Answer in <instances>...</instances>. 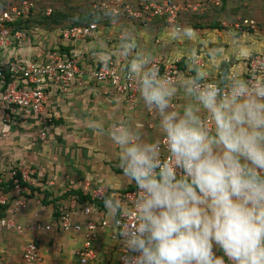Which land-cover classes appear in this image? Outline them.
I'll list each match as a JSON object with an SVG mask.
<instances>
[{
    "label": "clouds",
    "instance_id": "9594fccd",
    "mask_svg": "<svg viewBox=\"0 0 264 264\" xmlns=\"http://www.w3.org/2000/svg\"><path fill=\"white\" fill-rule=\"evenodd\" d=\"M162 32L121 26L113 45L86 46L102 65L124 62L123 77L156 117L154 134L129 114L90 121L121 182L137 189L130 208L102 198L125 253L138 254L125 255L124 264H264V74L210 78L217 64L253 46L240 38L225 49L179 24ZM178 56L188 74L163 75L157 61ZM126 211L135 214L134 227L124 222Z\"/></svg>",
    "mask_w": 264,
    "mask_h": 264
},
{
    "label": "crops",
    "instance_id": "0c3cea01",
    "mask_svg": "<svg viewBox=\"0 0 264 264\" xmlns=\"http://www.w3.org/2000/svg\"><path fill=\"white\" fill-rule=\"evenodd\" d=\"M222 20L225 30L210 28L211 30L203 37L215 41L225 49H230L233 42L239 40L241 36L245 35V39H242L246 44H249L248 38L252 40L256 37L255 31L250 33L246 28L242 32L236 29L229 30L232 35L226 37L228 28L225 26V19ZM155 27L151 32L163 35L164 26ZM196 32L199 34V31ZM100 33L89 43L85 42L82 46L72 48L73 52L79 53L81 67L84 70L90 71L98 63L91 54L92 49L86 46L93 45L96 41L114 44L108 42L104 35L100 36ZM260 44L264 47V43ZM67 45L73 46L74 43H67ZM254 49L253 47L252 51ZM26 51L27 49L24 48L20 52L24 58ZM200 55L201 63H205L207 57L204 48L200 49ZM176 58L182 60L177 77L182 74L187 75L188 69L183 58L179 56ZM248 58L249 54L229 56L226 63L217 64L210 70V78L220 83L225 71L230 75H243L246 73ZM161 59L164 60L163 57ZM55 93L51 94V108L60 112L61 119L54 123L52 129H49L47 139L38 140V135L35 137V134L28 132L34 127L24 122H19L11 128L8 139L0 134V171L4 167L10 168L13 164L10 166L9 162L13 163L14 158L18 157L17 152H21L23 160L20 161H25L28 167L35 169L36 186L40 187L39 191L28 193V207L15 219L19 224L28 225L33 221L50 223L57 216L59 217L62 211H69L74 223L84 225L89 219L96 218V215L87 217L84 214V209L93 203L92 193L96 189L105 188L113 194L136 190L134 183L121 182V169L117 166L115 159L104 154L107 151V145L90 128V121L93 118L112 120L117 116L123 117L129 114L136 121L143 122V130L146 133L157 132L155 114L144 109L138 94L136 102L130 103L125 96L112 92L107 85L96 84L88 78L85 79L83 87L73 84L69 92ZM2 128L0 126V130L4 131ZM30 138H32L31 141H28ZM2 153L6 157H3ZM106 181H111L109 186H106ZM2 190L0 195L5 193ZM98 206L109 224L97 230L99 233L96 243L98 259L92 264H119L122 243L112 239V235L118 234V231L106 214L103 203ZM30 239L32 238L28 234L17 235L0 230V264H23V248ZM36 241L41 253L39 264H80L76 252L84 245L82 233L55 231L38 235Z\"/></svg>",
    "mask_w": 264,
    "mask_h": 264
},
{
    "label": "built area",
    "instance_id": "2783aa9c",
    "mask_svg": "<svg viewBox=\"0 0 264 264\" xmlns=\"http://www.w3.org/2000/svg\"><path fill=\"white\" fill-rule=\"evenodd\" d=\"M165 1H168V4L165 5ZM165 1L154 0L153 2L157 4L150 5L151 8L155 9L154 13L162 14L164 9V12L169 15L164 28L174 24L180 25L177 21L180 13H184L195 6L194 0H192L191 6L190 3L188 4L189 9L181 7L189 0H180L178 4H176V0ZM198 1L201 3L199 5L202 8L201 12L206 11L209 6L220 7L222 4V0ZM33 7V2L27 0L19 6L14 5L8 9H3L0 5V122L8 127V131H1L2 137H8L14 125L24 122L31 125L40 124L39 139L41 141L47 139L49 129H52L54 123L61 119L60 112L51 108V94L54 92H56L55 94L67 93L73 84L83 87L87 78L93 79L97 84H107L113 92L125 96L130 103L136 102L138 89L123 77L122 70L116 62L108 66L100 64L96 69L87 72L81 67L79 53L73 52V50L69 55H64L60 49V44L51 48L47 53L38 55L40 59H26L21 55L17 56L24 49L25 40L29 33L23 30L14 31L7 24L19 18H26L30 15ZM144 11H147V8L144 7ZM195 11L198 13V9ZM50 13L51 10H48L47 14ZM142 14L139 11L133 15L139 17ZM244 26H249L253 30L256 29L253 20H244L236 24L235 28L242 32ZM99 33L100 26L96 23H89L61 29L56 33V36L64 41V43L60 42L61 44L74 43L73 47H77L82 46L88 39H93ZM179 62L180 59L163 61L160 58L157 61V66L160 69V65L164 64V68L160 70L161 73L175 79L178 74L177 65ZM246 68V73L239 76L248 79L254 74H264V57L256 54L248 58ZM163 155L166 158L167 153L165 152ZM35 175V169L28 167L25 161H20L15 164V167L1 169L0 184L11 181L13 190L0 195V211L1 208L6 207L5 213L8 214L0 215V230L17 235L28 234L31 236L32 239L23 248V264H39L41 253L36 241L38 235L55 231L82 233L84 245L76 252V255L80 264H92L98 259L96 243L99 233L97 230L109 224L98 206L103 203L102 198L114 196L125 201L130 208L136 199L137 189L115 194L105 188L96 189L92 193L93 203L84 209V214L87 217L96 215V218L89 219L84 225L74 223L69 211H62L61 215L50 223L33 221L28 225L19 224L15 219L28 207V193L31 192L29 186L36 185ZM19 179H22V182L29 186H23ZM73 208L75 207L73 206ZM123 220L133 227L135 226L134 213L129 215L126 211ZM114 228L118 234H113L112 239L120 242L119 229L115 224ZM125 255L138 254L125 253L123 245H121L119 264H124L123 257Z\"/></svg>",
    "mask_w": 264,
    "mask_h": 264
},
{
    "label": "rangeland",
    "instance_id": "374dc122",
    "mask_svg": "<svg viewBox=\"0 0 264 264\" xmlns=\"http://www.w3.org/2000/svg\"><path fill=\"white\" fill-rule=\"evenodd\" d=\"M153 1L154 0H36L35 3L37 5L38 13L36 17L40 14L42 15L43 12L45 13L48 10H52V15H54L53 12L59 14L60 26L55 28V26H53L54 24H47V28L44 30L41 29V24L33 21V23H31L33 29L30 28L28 37L24 44V48L27 49L25 58L40 59V57L38 58V55L47 53L51 48L58 46L60 42L64 43L63 40L56 36L58 31H60L63 27L79 22L89 21L90 23L98 24L101 32L100 36L104 35L110 43H115L117 41L121 26L148 31L154 30V28H156L155 26L158 25L165 26L169 15L164 12V9L162 14L154 13L155 9L151 8L150 5L157 3ZM164 1L165 0H163V2ZM179 1L180 0H176V4H178ZM193 3L195 6L190 9L188 6L192 5V0L185 2V4L181 6L183 9L187 8L189 10H186L184 13H180L177 21L180 25L190 26L193 30L199 31V34H201L200 36L203 37L204 34L207 35V32L211 30L208 26H206V22L210 23L209 20L206 19L214 17L215 12L213 10H209V14L207 13L209 15L208 16L207 14H204L205 11L201 12L202 8L199 6L201 3L198 0H194ZM164 4H168V1H165ZM144 7L147 8V11H144ZM227 7L228 8L226 10L220 12L222 19H225V26L228 28V31H226L227 33H225L226 37H228V35H232L229 30L233 31L236 29L234 28L235 25L241 23L246 17V19L255 21L256 29L254 34H256V37L252 40L248 38L249 44L255 49L249 54V58L256 54L264 57V47H261L260 44L261 42L264 43V35H262L264 32V0H230L228 1ZM197 9L198 13L203 14V16L198 15L201 16L200 19H197L195 13V10ZM252 10L254 11V15L251 16L248 12L251 13ZM139 11L143 13L142 16L135 17L133 14L138 13ZM108 13H114V16H109ZM33 19H35V17H33ZM234 19L236 20V23H233ZM92 20H94V22H91ZM201 22L204 28L197 29V24H201ZM237 30L238 29H236V31ZM241 38L245 39V35L241 36ZM159 42L160 41L158 40L157 43ZM99 84L102 85L104 83ZM31 127L33 126L31 125ZM28 132L35 134V137L36 135H38V138L40 136L36 127L29 129ZM10 134L11 132L5 139L10 138ZM29 136L30 135H28V137ZM31 139L32 138L28 141H31ZM19 140H21L20 137ZM2 156L6 157L3 153ZM17 156V158H14L15 160H13V163L9 162L10 166L13 164L12 166L15 167V163L23 160L21 152H17Z\"/></svg>",
    "mask_w": 264,
    "mask_h": 264
},
{
    "label": "trees",
    "instance_id": "16d2710c",
    "mask_svg": "<svg viewBox=\"0 0 264 264\" xmlns=\"http://www.w3.org/2000/svg\"><path fill=\"white\" fill-rule=\"evenodd\" d=\"M23 1H25V0H0V5H1V7L3 9H8L11 6H14V5H16V6L21 5V3ZM27 1H29V2L31 1L34 4L33 10L31 11L30 15H28L26 18H19L16 21L7 24L8 26H11L14 31L23 30V31H26V32L29 33L30 28L33 29L32 24H31V23H33V21L37 22L38 24H41L40 27H41V29H44V30H45V28H47L46 27L47 24H51V25L54 24L53 26H55V28H58L60 26V17L58 16L59 14H56V12L55 13L53 12L54 15H52V13L47 14V12H45V13L43 12L42 15L40 14V15H38V17H36V15L38 14L37 13V5L35 3L36 0L35 1L27 0ZM228 1H230V0H222V4H221L220 7L209 6V7L206 8V11L204 12V14H207V13L209 14V12H208L209 10H213L215 12L214 17L206 19V20H209V22H210V23L206 22V26H208V28H212V29L217 28L218 30H225V28H224V26L222 24L223 20H222V17L220 15V12L223 11V10H226L228 8L227 7ZM248 13L251 16L254 15V11L253 10L251 11V13L250 12H248ZM248 13H247V15H248ZM198 15H202L203 16V14H201V13H196L197 19L201 18V16H198ZM33 17H35V19H33ZM246 18L245 19L243 18V19L244 20H249V19H246ZM233 21H234L233 23H236L235 19ZM91 22H94V20H92ZM230 22L232 23L231 20H230ZM89 23H90L89 21L88 22H86V21L85 22H79V23H76V24H73V25H70V26H67V27H63L62 29H65V28H68V27H72V26H76V25H86V24H89ZM55 24H57V25H55ZM196 28L197 29L204 28L202 22H201V24L200 23L197 24ZM262 29H263V27H262ZM246 30L247 31L249 30L250 33L253 32V30L250 27H247ZM90 41H91V39H88L86 42L89 43ZM60 45H61L60 49L62 50V52H64V55H69L73 51L72 50L73 46H69L67 44L63 45L61 43H60ZM181 61L182 60H180V62L177 65V69H178L177 71L178 72L180 70L179 66H180ZM116 63H117V65L120 66V69L122 70V64L124 62L119 61V62H116ZM99 65H100V63H97L94 68L92 67V69H96ZM163 68H164V64H161L160 65V70H162ZM88 70L89 69H86L87 72H88ZM88 80H90V79H88ZM90 81L95 82L93 79L90 80ZM0 126H2V123H0ZM33 127L34 128L36 127L38 129V131L41 130V125L38 124V123L34 124ZM35 179H37L36 175H35ZM19 180H20V182H21V184L23 186H29L27 183L22 182V179H19ZM29 188L31 190V193L39 191V189H40V187H37L36 185L35 186L34 185L33 186H29ZM1 189H3L2 191L5 192V193L6 192H11L13 190V183L11 181H7L5 183H2V184H0V190ZM5 212H6V207L1 208V211H0L1 214L0 215L1 216L5 215L6 214ZM57 218H58V216H57Z\"/></svg>",
    "mask_w": 264,
    "mask_h": 264
}]
</instances>
